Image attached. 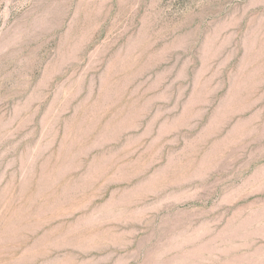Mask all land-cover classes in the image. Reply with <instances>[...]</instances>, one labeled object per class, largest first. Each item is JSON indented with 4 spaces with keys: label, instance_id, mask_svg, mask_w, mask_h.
<instances>
[{
    "label": "rangeland",
    "instance_id": "374dc122",
    "mask_svg": "<svg viewBox=\"0 0 264 264\" xmlns=\"http://www.w3.org/2000/svg\"><path fill=\"white\" fill-rule=\"evenodd\" d=\"M0 264H264V0H0Z\"/></svg>",
    "mask_w": 264,
    "mask_h": 264
}]
</instances>
